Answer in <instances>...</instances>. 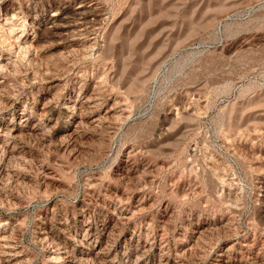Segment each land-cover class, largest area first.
<instances>
[{"label": "rangeland", "instance_id": "rangeland-1", "mask_svg": "<svg viewBox=\"0 0 264 264\" xmlns=\"http://www.w3.org/2000/svg\"><path fill=\"white\" fill-rule=\"evenodd\" d=\"M0 245L264 264V0H0Z\"/></svg>", "mask_w": 264, "mask_h": 264}, {"label": "bare ground", "instance_id": "bare-ground-1", "mask_svg": "<svg viewBox=\"0 0 264 264\" xmlns=\"http://www.w3.org/2000/svg\"><path fill=\"white\" fill-rule=\"evenodd\" d=\"M76 6V5H75ZM74 6V7H75ZM80 9V8H79ZM91 14V13H90ZM98 14V13H97ZM70 16V15H69ZM78 16V15H77ZM71 17V16H70ZM60 18V17H59ZM53 19V18H52ZM57 19V18H56ZM65 20H67V19H65ZM63 21V20H62ZM60 23V22H59ZM68 23V22H67ZM90 26V25H89ZM74 40V39H73ZM126 213V212H125ZM128 214V213H127ZM129 217V216H128ZM88 227V226H87ZM85 229V228H84ZM107 234V233H106ZM106 236V235H105ZM109 236V235H108ZM2 238V237H1ZM5 238V237H4ZM4 238H2V239H4ZM1 246V245H0ZM4 246V245H3ZM9 247V246H8ZM12 247V246H11ZM3 248V247H2ZM5 248H7V247H5ZM0 249H1V247H0ZM4 249V248H3ZM8 249V248H7ZM2 250V249H1ZM54 250V249H53ZM7 253V252H6ZM95 254V253H94ZM93 255V254H92ZM103 255V254H102ZM105 255V254H104ZM146 257V256H145ZM95 259V258H94ZM103 259V258H102ZM100 260V259H99ZM144 260V259H143ZM161 260V259H160ZM106 261V260H105ZM158 261H159V258H158ZM98 262V261H97ZM96 262V263H97ZM94 264V263H93ZM171 264V263H170Z\"/></svg>", "mask_w": 264, "mask_h": 264}]
</instances>
